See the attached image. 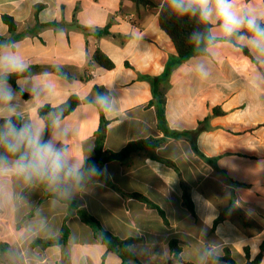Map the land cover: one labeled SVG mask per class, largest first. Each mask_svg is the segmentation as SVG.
<instances>
[{
	"label": "crops",
	"instance_id": "0c3cea01",
	"mask_svg": "<svg viewBox=\"0 0 264 264\" xmlns=\"http://www.w3.org/2000/svg\"><path fill=\"white\" fill-rule=\"evenodd\" d=\"M236 4L264 10V0ZM2 15L12 18L13 31ZM106 26L108 34L94 35ZM209 30L215 34L216 26ZM6 51L22 57L30 69L16 80L28 95L16 101L20 123L45 124L48 139L53 114L37 110L77 97L76 108L60 125L61 140L74 159L85 161L94 153L100 125L95 88L107 102L103 152L148 137L163 143L121 162L94 164L99 174L84 167L82 179L68 182L67 195L39 183L26 186L10 175L0 177V242L9 246L0 264H134L107 250L67 208V200L77 201L112 235L137 239L130 250L140 264H227L217 259L225 250L236 264L254 260L264 240V65L226 42L178 62L157 15L128 0H0V54ZM95 51L113 67L95 63ZM199 63L209 69L206 80L195 70ZM157 99L163 100L174 135L164 136L157 128L156 109L149 104ZM206 118L200 132L189 136L195 150L175 135L195 130ZM182 187L194 215L183 204ZM134 194L156 205L164 219ZM228 206L230 212L211 230ZM63 222L65 245L29 247L34 239L57 236ZM172 240L181 262L171 259ZM258 264H264V257Z\"/></svg>",
	"mask_w": 264,
	"mask_h": 264
},
{
	"label": "clouds",
	"instance_id": "9594fccd",
	"mask_svg": "<svg viewBox=\"0 0 264 264\" xmlns=\"http://www.w3.org/2000/svg\"><path fill=\"white\" fill-rule=\"evenodd\" d=\"M169 11L179 17L195 18L201 25L216 26L215 34L193 32L191 39L208 50L221 42L247 48L257 65H264V10L237 7L236 0H167ZM28 65L14 52L0 54V177L12 176L26 186L39 183L54 191L68 194L67 184L85 175L84 161L74 159L62 142L61 114H53V135L45 139L46 125L36 120L18 123L19 97L24 89H14L10 76L22 78ZM201 79L209 69L204 63L195 65ZM264 79V76H261ZM16 117V119H14ZM88 169L99 174L94 164Z\"/></svg>",
	"mask_w": 264,
	"mask_h": 264
},
{
	"label": "trees",
	"instance_id": "16d2710c",
	"mask_svg": "<svg viewBox=\"0 0 264 264\" xmlns=\"http://www.w3.org/2000/svg\"><path fill=\"white\" fill-rule=\"evenodd\" d=\"M132 2L136 7H141L147 10L150 14L157 15L158 25L159 28L168 36L170 41L173 44L174 50L176 52L177 61L182 62L186 60L188 57L196 54H202L205 51V46L203 44H197L193 39H191L193 32H201L207 33L210 29V25H201L195 18H188L183 17L179 18L173 15L167 6V0H128ZM1 19L3 23H5L8 27V30L11 32L14 30L15 25L12 20L7 15H2ZM108 34L107 26L103 29L96 30L94 35L96 37ZM243 53L246 56H250L248 51L245 48H242ZM252 59V58H251ZM93 61L97 63L100 67L105 69H111L113 64L107 59L99 51H95L93 54ZM30 74V69H28L24 74L23 77H26ZM18 79L17 76L13 75L9 77V83L14 89H17L16 80ZM96 93L99 97V102L97 104V108L100 114V125L95 134L94 140V153L92 157L86 159L84 161V167H87L89 164H105L107 162L116 160V161H124L128 156L131 154L140 152V151H149L157 148L163 143V139H157L148 137L145 139H138L134 141L128 142L121 150L117 152H103L102 147L104 143V133L106 130V122L103 119L102 111L107 106V102L105 98L101 94L98 88H95ZM28 95L23 92L22 98H27ZM78 104V99L76 96H70L66 102L61 104L57 108H50L48 106L40 107L37 111L40 115L45 113H52V114H61V118L68 115L72 112ZM149 104L155 106L156 109V116H157V128L164 134V136L174 135L170 133L167 123L163 113V100L157 99L156 101H151ZM213 114H220L218 110H213ZM16 119V117H14ZM207 118L204 119L202 122L198 123V127L192 131H183L177 132L175 135L178 137L186 138L188 142H190L192 148L195 150L194 140L190 139L194 137L196 134L200 132L203 128L201 124L207 122ZM18 123H20V118L18 117ZM166 165L173 166V163L169 160H160ZM136 198H138L141 202L145 203L149 208L157 210L158 214L164 219L163 212L152 202H150L147 198L143 197L139 194H134ZM182 200L185 208L191 215H194L192 202L190 199V195L186 187H182ZM69 210H75L76 213L79 215L80 219L88 224L93 233L95 238L104 245L107 250L116 253L120 258L128 261H132L134 264H140V262L136 259V257L132 254L130 250V246L137 242V239L127 238V239H120L108 231H106L99 222L88 214L84 209L78 207V202L74 200H67L63 201ZM230 206L226 207L222 211H220L219 215L214 219L212 228L213 230L216 225L222 222L227 214L230 212ZM68 238V229L63 222L60 232L57 236L45 239H34L29 243V247L34 248L38 247L39 249L43 250L49 246H63L66 244ZM9 251V246L4 243L0 242V259L3 256H6ZM169 254L173 261H180V248L177 245L176 241L169 242ZM247 256V253H246ZM264 257V240L261 242L259 246V252L254 258V260L248 264H258L260 260ZM220 261H223L227 264H236L235 261L230 257L229 252L225 250V254L222 257L217 258Z\"/></svg>",
	"mask_w": 264,
	"mask_h": 264
},
{
	"label": "rangeland",
	"instance_id": "374dc122",
	"mask_svg": "<svg viewBox=\"0 0 264 264\" xmlns=\"http://www.w3.org/2000/svg\"><path fill=\"white\" fill-rule=\"evenodd\" d=\"M2 259V258H1Z\"/></svg>",
	"mask_w": 264,
	"mask_h": 264
}]
</instances>
